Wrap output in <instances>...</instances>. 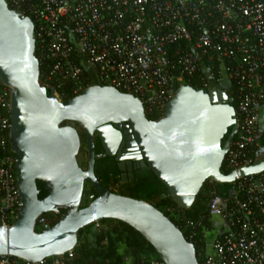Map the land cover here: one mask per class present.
<instances>
[{
	"label": "built area",
	"instance_id": "built-area-1",
	"mask_svg": "<svg viewBox=\"0 0 264 264\" xmlns=\"http://www.w3.org/2000/svg\"><path fill=\"white\" fill-rule=\"evenodd\" d=\"M6 2L33 21L36 56L45 67L41 82L60 101L92 86H112L138 98L146 115L163 116L175 82L187 85L199 74L202 88L210 91L230 90L234 83L237 134L225 163L229 174L258 164L264 145V0ZM11 96L12 89L0 81V224L8 227L22 206L10 145ZM261 176L239 177L231 198L213 196L209 217L221 219L226 230L210 253L205 242L199 264H264ZM51 227L50 219H38L42 232ZM75 255L73 250L36 264H72ZM0 264L31 263L0 256ZM139 264L165 263L152 258Z\"/></svg>",
	"mask_w": 264,
	"mask_h": 264
},
{
	"label": "water",
	"instance_id": "water-1",
	"mask_svg": "<svg viewBox=\"0 0 264 264\" xmlns=\"http://www.w3.org/2000/svg\"><path fill=\"white\" fill-rule=\"evenodd\" d=\"M34 31L29 17L0 0V81L12 89L10 145L22 203L14 225L0 224V256L31 264L61 257L77 247L81 230L113 219L139 232L165 264H199L194 242L162 211L146 201L117 195L100 183L94 138L97 135L106 144L107 131L113 129L105 124H128L142 165L167 187L179 208L190 210L207 181L233 184L239 177L264 174V160L228 175L222 172L237 134L233 98L224 90L205 92L181 85L157 121L147 118L138 98L112 86H92L63 103L41 82ZM70 122L87 136L86 171L78 161V132L66 126ZM86 181L98 193L88 204ZM38 182L49 193L44 199L39 198ZM46 214L60 219L37 232V221Z\"/></svg>",
	"mask_w": 264,
	"mask_h": 264
},
{
	"label": "trees",
	"instance_id": "trees-1",
	"mask_svg": "<svg viewBox=\"0 0 264 264\" xmlns=\"http://www.w3.org/2000/svg\"><path fill=\"white\" fill-rule=\"evenodd\" d=\"M41 72L42 74L45 72L43 64H41ZM198 76L199 74L195 77L196 79L186 80L185 83L196 89L210 92V90L202 88L198 79L200 76ZM93 82L94 84H100L97 78H94ZM173 86L176 90L180 84L175 82ZM224 91L230 98H233V105L237 110L238 99L235 84L233 83L230 90ZM75 97L76 95H71L62 99V101L63 103H68ZM161 117L162 115L160 114H155L154 116L148 115V118L154 121L159 120ZM231 131L232 129H230L223 143L227 141ZM13 156L16 159L14 153ZM222 172L225 175L229 174L226 163L222 167ZM115 174L117 175L118 172ZM262 176L264 177V175ZM233 188V184H213L207 181L193 207L190 210H183L172 200L167 187L151 171H144L135 174L134 183L128 196L152 204L169 217L182 230L186 238L194 242L198 260L200 261L205 251V229H209V232L216 231L220 225L218 223L215 224L209 217V202L214 195L231 198V190ZM38 189L40 191V199L48 196L49 193L45 189L44 183L38 182ZM61 213H66V211L61 210ZM44 217L51 220L52 226L60 219L56 214H46ZM188 223H193L194 225L190 227ZM10 224L12 226L15 222ZM99 224H112V227L107 229L101 226L97 227ZM36 231L42 232V229L37 228ZM85 236L88 238L83 242L82 239ZM78 244V247L75 249L76 255L72 264H127L126 258H129L132 264H139L146 259H160L151 244L139 232L124 222L113 219L100 221L81 230Z\"/></svg>",
	"mask_w": 264,
	"mask_h": 264
},
{
	"label": "flooded vegetation",
	"instance_id": "flooded-vegetation-1",
	"mask_svg": "<svg viewBox=\"0 0 264 264\" xmlns=\"http://www.w3.org/2000/svg\"><path fill=\"white\" fill-rule=\"evenodd\" d=\"M146 116L148 118V115ZM149 120L154 121L152 119ZM66 126L73 127L78 132L81 142L78 157L84 154V152L87 156V165L85 167L80 165V167L86 171L89 159L87 136L84 130L77 123L70 122ZM104 126H110L113 131H107L106 144H103L99 137L95 135V154L98 156L95 165V175L100 183L113 193H115V189L113 187L114 184L122 186V188L129 186L131 189L136 173L150 171L147 167L142 165V160L138 158L141 155V151L137 145L132 128L126 123H107ZM116 172H118L117 175L115 174ZM87 184L90 185V183L86 181L85 187ZM127 191L126 193H128ZM126 193L124 190L120 193V195L128 196L125 195ZM85 194L86 201L88 200L89 202L98 197V193L92 186L91 190L85 189Z\"/></svg>",
	"mask_w": 264,
	"mask_h": 264
},
{
	"label": "crops",
	"instance_id": "crops-1",
	"mask_svg": "<svg viewBox=\"0 0 264 264\" xmlns=\"http://www.w3.org/2000/svg\"><path fill=\"white\" fill-rule=\"evenodd\" d=\"M260 124H261V127H262V130H263V132H264V111H262L261 113H260ZM263 161L264 160V145H263V148L259 151V153H258V156H257V161H259V162H261V161ZM258 162V163H259ZM264 175V174H263ZM212 219V221L213 222H215V224L216 223H218V224H220L219 226H218V228H217V230L215 231H211V232H207L206 233V243H207V247H206V251L208 252V253H210L212 250H211V244H212V242L215 240V238L220 234V233H222L223 231H225L226 230V226L223 224V222L221 221V219H219V218H211ZM213 232V233H212ZM214 234V239L212 240V242H208V237L210 236V235H213Z\"/></svg>",
	"mask_w": 264,
	"mask_h": 264
},
{
	"label": "rangeland",
	"instance_id": "rangeland-1",
	"mask_svg": "<svg viewBox=\"0 0 264 264\" xmlns=\"http://www.w3.org/2000/svg\"><path fill=\"white\" fill-rule=\"evenodd\" d=\"M78 160H79V163H80V165L81 166H83V167H85L86 165H87V156H86V154H85V152H84V154H82V155H80L79 157H78ZM113 187H114V189H115V193L117 194V195H120V193L122 192V191H124L125 190V193H126V191L128 192V193H126L125 195H129L130 194V192H129V189H130V187L128 186V187H123L122 188V186H119V185H116V184H114L113 185ZM85 189L86 190H91V186L89 185V184H87L86 185V187H85ZM121 196H123V195H121ZM125 197H129V196H125ZM87 203H89V201L87 200L86 201V204ZM174 214V213H173ZM175 216V215H174ZM104 227L105 229H107V228H111L112 227V224H99V225H97V227ZM88 237L87 236H85L83 239H82V241L84 242L86 239H87ZM214 239V235H210L209 237H208V242H212V240ZM79 245V244H78ZM78 245H77V247H78ZM76 247V248H77ZM75 248V249H76ZM74 249V250H75Z\"/></svg>",
	"mask_w": 264,
	"mask_h": 264
}]
</instances>
